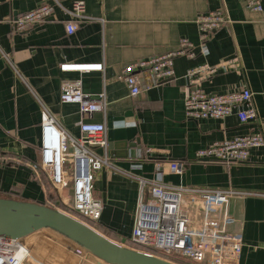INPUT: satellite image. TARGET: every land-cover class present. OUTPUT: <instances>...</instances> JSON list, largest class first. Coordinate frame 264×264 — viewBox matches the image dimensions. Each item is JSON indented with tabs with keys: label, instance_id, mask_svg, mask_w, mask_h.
Wrapping results in <instances>:
<instances>
[{
	"label": "crops",
	"instance_id": "0c3cea01",
	"mask_svg": "<svg viewBox=\"0 0 264 264\" xmlns=\"http://www.w3.org/2000/svg\"><path fill=\"white\" fill-rule=\"evenodd\" d=\"M78 1L84 2L86 18L70 14ZM42 3L53 4V14L31 29L16 30L13 20ZM216 10L229 22L202 45L197 17ZM74 21L79 25L71 31ZM183 38L197 55L176 57L170 81L154 85L141 74L142 92L132 97L120 78L123 68L175 50ZM235 57L239 66L226 70L224 64ZM67 61L103 64L104 71L63 72L60 64ZM194 67L207 69L200 83L208 93L248 88L256 118L246 123L236 115L188 118L185 75ZM68 79L81 80L95 100L104 94L101 108L83 117L105 124L109 143L107 150L93 147L97 155H109L94 180V196L104 205L98 230L131 245L142 180L147 191L155 181L244 191L248 194L231 201L229 229L242 241L239 264H264V146L253 148L242 163L196 156L214 142L256 132L264 136V0L261 11L249 9L245 0H0V196L68 207L55 202L49 181L31 168L41 160L44 112L70 136H81L80 104L61 101ZM176 160L184 164L181 173L170 172L169 163ZM33 252L25 264H77L73 253L48 239H40Z\"/></svg>",
	"mask_w": 264,
	"mask_h": 264
},
{
	"label": "built area",
	"instance_id": "2783aa9c",
	"mask_svg": "<svg viewBox=\"0 0 264 264\" xmlns=\"http://www.w3.org/2000/svg\"><path fill=\"white\" fill-rule=\"evenodd\" d=\"M251 10H263V0H245ZM84 2L78 1L70 14L75 18H86ZM54 12L51 3H42L35 9L18 15L13 24L18 31H25L49 18ZM69 23L74 30L79 22ZM229 22L222 10L201 13L197 17L200 41L204 45L212 33ZM203 48L202 51H204ZM185 55H197L195 45L187 38L180 41L179 48L170 52L141 58L126 65L121 74L132 97L143 89L141 74L147 73L153 84L170 81L175 77L174 60ZM223 66L226 70L239 66L235 57ZM63 72L104 71L103 64L62 62ZM206 68L194 67L185 78L189 89L185 97V114L191 119L226 118L236 115L242 123L256 118L252 103V92L246 88L227 93L211 94L201 86ZM148 88V86L146 87ZM104 94L96 96L102 98ZM93 99L82 89L81 80H66L61 93L62 102L79 103L82 119L79 121L81 136L74 138L59 128L55 119L47 112L42 120V147L40 163L31 168L40 180H47L65 206L72 208L75 216L95 227L100 220L104 205L94 196V180L97 172L109 164V155H97L94 146L108 149L107 129L102 123H86L85 114L101 108V100ZM264 146L261 133L236 136L233 139L214 142L197 151V159H215L221 162H246L253 148ZM154 148L149 147L152 153ZM183 162L171 161L170 172L181 173ZM162 167V164H159ZM147 182L141 181V191L135 215L130 247L182 264H239L242 254L240 235L229 229L231 201L243 197L247 192L207 188L169 187L153 182L147 191ZM72 188L73 203L66 201L65 190ZM200 205L199 210L195 206ZM67 207V208H68ZM65 210V209H64ZM72 214V213H71ZM201 214L199 219L197 215ZM40 239H48L62 245L73 253L77 264H108L73 243L61 234L41 229L18 239L0 237V264H25L34 259V248ZM153 248V250L147 249ZM45 264H49L45 262Z\"/></svg>",
	"mask_w": 264,
	"mask_h": 264
},
{
	"label": "water",
	"instance_id": "95a60500",
	"mask_svg": "<svg viewBox=\"0 0 264 264\" xmlns=\"http://www.w3.org/2000/svg\"><path fill=\"white\" fill-rule=\"evenodd\" d=\"M41 229L61 234L108 264H177L118 242L61 208L0 196L1 238L18 239Z\"/></svg>",
	"mask_w": 264,
	"mask_h": 264
},
{
	"label": "rangeland",
	"instance_id": "374dc122",
	"mask_svg": "<svg viewBox=\"0 0 264 264\" xmlns=\"http://www.w3.org/2000/svg\"><path fill=\"white\" fill-rule=\"evenodd\" d=\"M65 195H66V201L67 202H69L70 204L71 203H73V194H72V188L70 187V188H67L66 190H65ZM56 196H57V198H56V200H55V202H58L59 200H61V198L60 197H58V195H57V193H56ZM69 200V201H68ZM58 204L59 205H62L63 207H65V205H64V202L61 200V204L58 202ZM199 208H200V205L198 204V206H195V208H194V210L192 211V213L195 211V210H199ZM65 211H67V212H69L70 214L72 213V215H77V214H75V212L72 210V208H70V207H68V208H65ZM77 217V216H76ZM197 217L200 219L201 218V214H199V215H197ZM62 246V245H61ZM62 248H64V249H66L64 246H62ZM60 261H63L64 260V258H62L61 257V259H59ZM180 262L182 263V264H188L187 263V260H180ZM63 262H61L60 264H62ZM67 264V263H66ZM191 264V263H190Z\"/></svg>",
	"mask_w": 264,
	"mask_h": 264
},
{
	"label": "trees",
	"instance_id": "16d2710c",
	"mask_svg": "<svg viewBox=\"0 0 264 264\" xmlns=\"http://www.w3.org/2000/svg\"><path fill=\"white\" fill-rule=\"evenodd\" d=\"M56 198H57V196H56ZM47 205H48V204H47ZM49 206H51V205H49ZM131 243H133V242H131ZM147 249L153 250V248H147Z\"/></svg>",
	"mask_w": 264,
	"mask_h": 264
}]
</instances>
